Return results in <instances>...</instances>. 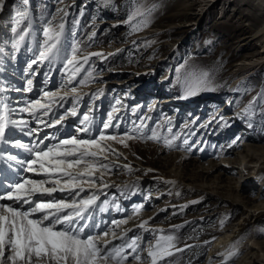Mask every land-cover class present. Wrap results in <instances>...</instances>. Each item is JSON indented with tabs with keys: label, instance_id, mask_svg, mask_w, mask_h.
<instances>
[{
	"label": "rangeland",
	"instance_id": "374dc122",
	"mask_svg": "<svg viewBox=\"0 0 264 264\" xmlns=\"http://www.w3.org/2000/svg\"><path fill=\"white\" fill-rule=\"evenodd\" d=\"M18 1L15 5L9 7L6 5V14L0 17V38L3 41L5 32L9 31L10 37L15 35L11 29L14 26L16 9L21 6V0ZM225 1L227 4L223 5ZM231 1H221L214 8L207 9L206 13L202 15L203 17L184 18V20L181 18L183 16L178 14L185 11L186 7H193L191 12L197 14L201 6L192 5L193 0H111V3H107L106 0H34L36 4L32 3L33 9H31L36 13V33L41 37V43L44 40L43 28L48 26L50 21L54 27L59 25L64 22L65 13H70V17L74 19L75 32L80 34L76 39H74L75 34L69 37V40L65 42V52L70 53L72 47L79 48L78 56L81 53L99 48H102L100 51L104 49L111 51L95 57L89 67V71L92 72L91 78L85 84L78 85V87L83 86L86 89H93L100 85L101 79H107L112 85V81H116L117 78L121 79L127 73L129 75L127 74L126 77H134L133 79H135L136 75L156 68V71H162L164 76L171 71L174 83H178L182 74L187 72H190V83H193L201 73H207V85L200 86L195 90V93L203 88H214V97H209L207 101L209 110L219 106L222 101L233 98L231 111L239 113L235 114V119H231L227 123V127L219 133L217 131L205 133L203 130V132L195 135L192 132L195 128L193 122L189 118V114L185 115L186 113L183 117H180L178 122H170L166 116L163 120H152L150 123L143 120L141 122L144 125L142 136L137 132L132 134L129 132L130 135L137 138L127 140L128 148L132 151V156L136 158L135 162H144V165H140V168L146 171L140 173V175L139 172L136 173L137 176L149 177L148 179L154 182L153 186H149L150 189L159 186L162 193L168 190L169 192L165 195H154L157 198L152 197L153 202H149L150 205L148 203L149 199L143 197L141 201L143 209L136 215L133 210L129 209L128 213L133 214L131 217L127 213V218L137 219L143 212L151 213V215L160 213V216L152 222V225L170 226L169 231H165L164 234L175 235L177 238L176 246L185 249L175 261L171 257L166 261H162L161 264H169V262L170 264H174V262L175 264H205L216 236L214 229L222 223L227 226L235 223L246 208H251L257 204L264 205V167L263 169L255 168L252 171L255 172L253 177H249L250 175H247L249 171L245 173L246 171L242 165H239L243 168L242 170L238 166L241 159L246 161H251L252 157L257 160L264 159V63H259L253 69V66L246 67L241 71L234 66L236 62L245 58L244 55L257 52L264 41V36L259 37L254 45L247 46L246 49L242 50L240 43L243 41L232 36V34H235L233 31L236 28V23L234 26H230V24L237 21L236 16L233 17L235 19L231 20V17L237 13L235 8L244 9V11H239L237 14H241L243 23H249L250 19L245 12L258 13L260 11L257 9L264 10V5H261L258 0H237L236 4L229 6ZM138 5L152 9L149 17L150 22L147 27H143L139 31H133V25H138L144 19V17L138 16L128 22L129 15ZM26 9L29 11V4ZM61 9L63 11H60ZM21 10L25 9L21 8ZM223 17L226 18L225 22L228 24L224 23ZM85 20L89 23L90 30L83 32L79 23L80 21L85 23ZM25 22L27 23V21ZM193 22L195 23L194 27L192 25L188 27L180 26L181 24L186 25ZM263 23L264 14L261 15L256 25L247 30V36H250ZM192 28L194 29L191 30ZM158 29L164 30L155 32ZM93 33H95L94 36ZM83 41L88 45L86 48H82L81 43ZM232 42L234 43L232 44ZM262 53L259 56L263 55V60L264 51ZM119 55H121L123 63L115 64L113 68H109L105 64V60L108 58ZM87 72L85 75H87ZM194 101H197V99ZM195 103L190 104L188 112L193 109ZM250 105V110L245 112V109L249 108ZM209 113H211V110ZM154 125L155 130L152 134L144 135V130ZM173 130L174 132H172ZM153 133L159 137L158 140L162 142L161 145L157 140L151 141V139H148ZM179 136L180 140H176ZM166 140L173 141L171 147L166 146ZM183 142H189L187 143L189 147L185 146ZM248 147L251 150H248ZM175 153H178L179 158L174 157ZM186 154L190 155L188 156L189 159L184 158ZM261 155L263 157L260 158ZM112 156L116 155L113 154ZM113 157L110 159L121 162ZM181 158L184 161L180 162L179 159ZM227 158L235 159V165H227L228 168H234L235 171L228 174L223 172L224 176L221 178H224V180H218L219 186L222 188L217 189L214 178L216 172L212 174L209 169V173H207L208 171L205 172L203 167L215 162H222ZM107 165L109 171L114 175L113 179L120 178L124 180L126 177H132L131 174H126L120 165H117L120 169L111 164ZM145 166H147V169ZM153 171H158L161 177L155 178V175H152ZM162 171L167 177L162 175ZM173 174L178 179L181 176L184 177L185 186L173 187V183H168L167 181H174ZM229 176L233 178L227 179ZM179 180L182 181V179ZM102 181L106 183V180ZM131 182L126 183L122 191L135 190L137 184L135 186L127 185ZM177 190L180 191L179 194L173 193ZM150 193H153V191ZM143 195L142 193L141 196ZM173 196L175 197L172 198ZM177 197L180 198L177 199ZM167 199L169 200L166 201ZM137 202L140 205V202ZM157 203L158 210L154 209ZM164 204L165 206L169 204L180 205L169 206V208L164 207L165 211L160 212V208ZM135 205L137 206V203ZM257 213H262L258 219L246 217L240 223L243 226L246 225V222H250L244 228L240 240L235 245L228 247L233 249L238 246L237 250L240 253L227 260L223 256H219L211 264H254L258 261L255 253L253 259L245 263L243 258L246 253L245 251L241 252L246 243L252 244L251 240L264 242V208H259L255 214L257 215ZM175 225H181L182 227L174 228ZM186 226H189V229L183 235L184 240L180 242L178 239L182 236L180 234ZM114 229L112 227L111 231ZM147 235L148 238L144 242L147 245L154 243V235L151 232ZM147 235H145V238ZM113 245H117V243ZM185 245H191L192 247L185 248ZM203 246H205V252L202 259L199 262H193L201 257ZM147 247L145 245L140 246L141 250ZM256 249H253V251ZM39 263L48 264L43 259Z\"/></svg>",
	"mask_w": 264,
	"mask_h": 264
},
{
	"label": "snow or ice",
	"instance_id": "6c2138e0",
	"mask_svg": "<svg viewBox=\"0 0 264 264\" xmlns=\"http://www.w3.org/2000/svg\"><path fill=\"white\" fill-rule=\"evenodd\" d=\"M106 2L111 3V0H106ZM28 4L29 0H21V6L15 12L14 26L11 31L15 34L12 48L16 52L20 50L27 39H32L35 42L32 16L26 9ZM4 7L5 0H0V11H3ZM21 8L25 10H21ZM151 11V8H144L142 5H138L132 11L128 17V22L138 16L144 17L138 25H133V31H139L148 26ZM25 21L27 24L22 27ZM42 32L44 40L39 45L37 59L32 60L28 68L31 70L32 65L38 61H47L50 64L63 61L65 69L71 66V70L68 71L67 79L61 87L67 86L69 91L59 96L58 93L46 91L43 93V97L48 99V103H42L39 99L34 100L20 108L19 111L28 113L37 124H43L48 128L61 125L67 116L82 117L79 120L80 127L76 131L89 133L94 119L89 114L91 109L81 113L77 110V105L81 99L78 93V85L85 84L91 78L92 72H87L86 77L80 80H77V76L84 69V65L88 63L91 56H102L103 54L93 52L78 57V47H72L70 53L65 52L63 45L65 24L63 22L54 27L50 21ZM94 35L95 33H93ZM29 51L32 49L29 48ZM207 76V73H201L197 76L194 82L189 84L188 95H194L196 89L202 85H207ZM27 84V91H32V80H28ZM57 98L65 102H67V98H71L73 104L72 107L65 109L64 115H61L59 119L49 123L42 117L47 116L52 111V104L57 101ZM116 103L120 104V101L118 100ZM250 107L251 105L245 109V112H248ZM17 111L18 109L11 107L5 99H0V144H11L15 148L24 149L31 153V158L18 160L17 156L10 153L7 154L6 158L19 165H25L27 172L42 174L47 179H24L22 182L9 184L6 194L0 195V201L12 202L0 203V264H4L5 260L9 264H33L34 260L40 261L42 259L48 264H69L70 260L72 264H107L109 260L116 261L117 264H127L129 257L136 262H141L146 258L149 260V264H161L162 261H166L185 250L176 246L177 238L175 235L164 234L165 229L148 228V220L137 225L138 228L151 232L155 237L154 243L149 244L144 250H141L139 243L142 237L136 235L121 245H112V240L124 239L132 229L125 230L121 237H117L113 231L112 240L105 239L108 237L109 231H103L100 236L90 234L93 230L100 228V224L94 222V216L91 214L93 206H97L99 196L94 191L83 197L81 193L86 192L85 185H87V190L91 191L96 180H103L102 172L97 175L99 169L110 170L108 165L103 163V161L108 160L109 152L122 155L107 143V141H117L118 137L106 134L107 129L119 127V124L114 125L112 123L113 113L118 112L119 109L113 108V112L108 114L107 122L103 123L102 129L95 137L83 139L71 135L69 138L58 140L56 144L46 145L44 140H48L50 137L45 135L43 139L38 137L39 142L32 146L21 140L12 141L8 138L12 129L20 128L23 130L29 125L28 120L11 118ZM143 127L144 125L141 124L132 131H136L142 136ZM38 131L40 129L28 127L27 135L33 136ZM136 138L129 132H125L124 137L119 138L118 142L127 147V140ZM148 138L159 139L155 133ZM51 139H56V136L53 135ZM165 144L171 147V141L166 140ZM4 158L5 153L0 151V159ZM37 165L38 167H36ZM124 167L131 171L130 165ZM81 168L82 170H80ZM167 182L175 183V181ZM48 184L52 186H46ZM102 186L108 187L109 185L103 184ZM57 191H67L73 199L70 202L65 200L55 202L51 200L47 202L33 201V196L36 193L50 196ZM108 204L109 201L104 200L102 206H99V210L101 212L106 211ZM23 205H28V208H23ZM142 207V205L138 206L134 211L138 214ZM127 223L128 220L126 219L111 221V225L115 227ZM173 227L180 228L182 226L175 225ZM157 233L159 235H156ZM109 245L112 246L109 247ZM190 247L192 246L185 245V248ZM143 251H146V257L142 255ZM237 254V252H229L225 260Z\"/></svg>",
	"mask_w": 264,
	"mask_h": 264
},
{
	"label": "bare ground",
	"instance_id": "6f19581e",
	"mask_svg": "<svg viewBox=\"0 0 264 264\" xmlns=\"http://www.w3.org/2000/svg\"><path fill=\"white\" fill-rule=\"evenodd\" d=\"M221 1H223V0H193V2H192V5H199V6H201V8L199 9V12L197 13V14H195V13H193V12H191V10H192V8H185V11H183L182 13H179L178 15H181V16H183V17H181V18H183V20H184V18L185 19H193V18H197V17H203L202 15H204L206 12V10L207 9H211V8H214L216 5H219L220 3H221ZM241 1V0H240ZM246 1V0H245ZM229 2V1H228ZM239 2V1H238ZM243 2V1H242ZM258 2L261 4V5H264V0H258ZM237 3V0H232L230 3H229V6L231 5V4H236ZM240 3V2H239ZM244 3H246V2H244ZM189 4H191V3H189ZM225 4H227V2L225 1V3L223 4V5H225ZM242 4V3H241ZM243 5V4H242ZM239 6V5H238ZM183 7V6H182ZM223 7V6H222ZM174 8V7H173ZM195 8V7H194ZM197 8V7H196ZM233 8V7H232ZM260 8V7H259ZM33 9V8H32ZM32 9H31V16H32V22H33V29H34V33H36V26H35V24H36V22H35V17H36V13L34 12V11H32ZM197 10V9H196ZM235 10H236V12L238 13L239 11H244V9H242V8H235ZM257 10H259L260 12H258V13H250V12H245V14H247L248 15V18L250 19V22L249 23H243L242 22V17L240 16V15H238L237 13V15L235 14L234 16H232L231 17V20H233V19H235V18H233V17H237V21L236 22H233L232 24H230V26H234V24H235V29H234V33L235 34H232V36H233V38L235 37H238V38H240V41H243V42H241L240 43V47H241V49L242 50H244V49H246L247 48V46L249 47V46H251V45H254V42L256 41V40H258V38L259 37H261V36H264V23L261 25V26H259V27H257L256 28V30H254V32L250 35V36H247V30H250L254 25H256V23L259 21V19H260V17H261V15L262 14H264V10H261V9H257ZM180 12V11H179ZM196 12V11H195ZM244 15V14H243ZM258 15H260V16H258ZM170 17V16H169ZM172 17V16H171ZM176 17V16H175ZM224 18V23H227V22H225L226 21V18L225 17H223ZM239 18V19H238ZM170 19V18H169ZM174 19V18H173ZM229 19V18H228ZM172 20V19H171ZM173 21V20H172ZM238 22V23H237ZM183 23H184V21H183ZM178 24V23H177ZM228 24V23H227ZM176 25V24H175ZM190 25H194L195 26V23L193 22V23H188V24H186V25H184V24H181L180 26H182V27H188V26H190ZM35 26V27H34ZM193 26V27H194ZM175 27V26H174ZM177 27V26H176ZM162 28V27H161ZM223 28V27H222ZM194 28H192L191 30H193ZM152 30H154V29H152ZM162 30H164V29H158L157 31H155V32H158V31H162ZM184 30V29H183ZM196 30V29H195ZM149 31H151V30H149ZM190 31V30H189ZM188 31V32H189ZM235 31H237V32H235ZM70 32V31H69ZM71 33V32H70ZM147 35V34H146ZM67 36H69V35H66V37L64 38V42H65V40H66V38H67ZM141 36H145V35H141ZM231 39V38H230ZM262 40V39H261ZM237 41V40H236ZM234 42H232V44H233ZM222 46V45H221ZM29 46L28 45H23V47L21 48V52H20V55H21V58L24 60V59H26V60H28V57L30 56V55H32V53H33V51H34V49H32V51H29ZM100 49H102V48H99V49H93V50H90V51H87V52H84L83 54H81L80 56H82V55H87V54H89V53H93L94 51H100ZM38 50V49H37ZM241 50V51H242ZM264 51V41H263V43H261V46H260V48H258L257 49V52H255V53H248V55H244V57L245 58H243V59H241L240 61H238V62H236L235 64H234V66H236V68L238 69V70H242V69H244V68H246V67H252V69L255 67L256 68V66L259 64V63H264V59L262 60V58H263V55L262 56H259V55H261V54H263L262 52ZM107 52H111L110 50H108V49H104L103 51L101 50V52H99V53H107ZM15 56V55H14ZM79 57V56H78ZM94 57H98V56H94ZM27 63H28V61H26ZM264 65V64H263ZM249 69V68H248ZM53 70V69H52ZM52 70H50V71H52ZM66 70H69V68L68 69H66ZM70 70H71V68H70ZM126 78H128V77H124V78H121L122 80V82L123 81H125L126 80ZM138 79V78H137ZM135 80V79H134ZM63 81H65V79L63 80ZM115 83H117V81L115 82ZM116 86V85H115ZM117 87V86H116ZM64 90H67V89H61V91L60 92H63ZM47 92H48V90H46ZM29 92H31V91H29ZM42 92L40 91L39 92V94H41ZM43 93H44V91H43ZM39 94L37 93V94H35V96H34V99H39V100H41V102L42 103H44L45 101H43L42 99H43V95L42 96H39ZM88 94V93H87ZM83 95V94H82ZM82 98H83V96H82ZM58 99V98H57ZM70 100H72L71 98L70 99H67V102H65V101H61V103H60V105H63V106H60V105H57L58 107H63V108H65L67 105H68V103H69V101ZM229 100H231L230 101V106H231V110H232V104H233V98H231V99H229ZM230 110V111H231ZM227 112H229V111H227ZM226 112V113H227ZM237 113H239V112H237ZM20 115H21V118L22 119H26V120H29V119H33L31 116H28V115H26L25 113H20L18 116H15V118H20ZM138 122V121H137ZM136 122V123H137ZM56 130L57 129H55V131H54V133L56 132ZM71 135H74V130L72 129V130H70L69 131V133H63L62 134V136H61V138L60 139H66V138H69V136H71ZM111 135H113V134H111ZM118 140H119V138H118ZM118 140L116 141L117 142V144H115L113 141H112V143H114V146L116 147V149L118 148L119 149V151L117 150V152L118 153H122V155H116V156H114L113 158H116L117 160H120L121 162H123V163H121V162H117V161H113V160H111L110 158L111 157H109L108 158V160H106V161H104L103 163H106V164H111L112 166H114V167H117L118 168V166L117 165H120L121 167H124L125 165H130L131 166V171H130V174H133L134 176L133 177H135V179H137V180H135V182H131V183H129V184H127V185H133V186H135L136 184H137V182H138V179H140V177H138L137 176V172H141V173H144V172H146L145 170H143L142 168H140V165H144V162H135V159L136 158H134L132 155H133V153H132V151L128 148V146L127 147H125V146H123V144H121V143H119L118 142ZM48 144H53V143H48ZM250 146V145H249ZM251 147V146H250ZM248 150H251V148H249L248 147ZM189 153V152H188ZM176 154V153H175ZM182 154V153H181ZM247 155V154H246ZM188 156H190L189 154H186L185 155V157L184 158H187V159H189V157ZM264 156V155H263ZM262 155L260 156V158L261 157H263ZM175 158L176 157H178V153L174 156ZM183 157V156H182ZM246 157V156H245ZM244 157V158H245ZM30 158H31V156H30ZM29 158V159H30ZM179 158V157H178ZM247 159V158H246ZM253 159V160H252ZM252 159H251V161H246L245 159H241V162L239 161V164H238V166L239 165H242V167L245 169V173H247V171H249L248 172V176L249 177H253V174L255 173V172H252L255 168H257V169H263V167H264V159H259V160H257L256 158H253L252 157ZM239 160V159H238ZM179 161L181 162V161H184L183 160V158H181V159H179ZM233 162V163H232ZM236 161H235V159H230V158H227V159H225V160H223L222 162H215L214 164H210V165H204V167H203V170L205 171V172H207L209 169L211 170V172H212V174H213V172H216V175L214 176V178H215V182H216V186H217V189L218 188H222V187H220L219 186V181L218 180H220V181H223L224 180V178H221V177H223L224 176V173L223 172H225V174L227 173H230V172H234L235 170H234V168H228V164H230V166H231V164H233V165H235L234 163H235ZM238 162V161H237ZM150 165H152V164H150ZM139 166V167H138ZM153 166V165H152ZM147 166H145V168H146ZM240 167V166H239ZM242 167H240L241 168V170L243 169ZM147 169V168H146ZM133 170H135L134 172H133ZM103 173V180L105 181L106 180V183H108V182H110L111 180H113V177H114V175H113V173L111 172V171H109V170H104V169H99L98 170V172H97V175H100V173ZM133 172V173H132ZM154 173L152 174V175H155V178H160L161 177V174L157 171V172H155V171H153ZM163 172V171H162ZM207 173H209V171L207 172ZM231 173V174H232ZM160 174V175H159ZM215 174V173H214ZM39 177H40V175L39 174H37ZM162 175H164L165 177H167V175L163 172V174ZM175 174H173L172 176L173 177H175L174 178V181H175V183L173 184V187H176V186H179V185H184L185 183V179H184V177H180L179 179H182V181L181 180H179L178 178H176V176H174ZM179 175V174H178ZM230 175V174H229ZM196 176V175H195ZM25 177L26 178H31V179H38L39 177H37L36 175H33L32 173H30V172H26L25 173ZM149 178V177H148ZM231 178H233V177H228L227 179H231ZM47 179V178H46ZM109 179V180H108ZM40 180V179H39ZM162 180V179H161ZM160 180V181H161ZM23 180H21V182H22ZM100 181V180H99ZM130 182V181H129ZM100 183H102V184H105V182L103 183V181H101ZM49 185H51V184H48V186ZM185 186V185H184ZM182 187V186H181ZM205 187V186H204ZM186 188V187H185ZM210 188V187H209ZM215 189V188H214ZM123 193H126V192H124V191H122ZM167 192H169V190L168 191H165V192H163L162 194H160V195H165ZM85 193H89V191H86ZM35 196L33 197V201H36V200H41V201H49V200H51L52 201V198L51 197H48V196H46V195H39V194H34ZM157 196V195H156ZM152 197H155V196H152ZM175 196H173L172 198H174ZM135 200H137V199H133L132 201H135ZM169 199H167L166 201H168ZM149 202H153V199H149L148 200V203ZM170 202V201H169ZM0 203H12L11 201H2V202H0ZM137 203V206H136V208L138 207V202L136 201L135 202V204ZM149 205H150V203H149ZM169 206L171 207V206H178L177 204H169V205H166L165 206V204H164V206H162L160 209H161V211L160 212H163V211H165L164 210V207H168L169 208ZM23 208H28V205H23ZM259 208H264V205L263 204H257V205H253L251 208H246L245 210H244V212L240 215V217H239V219H241V220H237L235 223H233V224H231V225H224L223 223L221 224V225H218L214 230H215V232H216V236H215V238H214V240H213V245H212V247L210 248V250H209V253H208V256H207V258H206V261H205V264H211L212 262H213V260H216L215 258H217V257H219V256H223L224 258L228 255V253L229 252H237V253H240V251L239 250H237L238 249V246H236L235 248H231V249H229L228 247L230 246V245H235L236 243H237V241L238 240H240V237L242 236V234H243V231H244V228L245 227H247L249 224H250V222L248 221V222H246V225H241L240 223L242 222V221H244V219L246 218V217H250V218H254L255 220L256 219H258L259 218V216L260 215H262V213H257V215L255 214V212L259 209ZM143 209V208H142ZM141 209V210H142ZM129 210V209H128ZM133 212H135L134 211V209H133ZM140 212V211H139ZM154 213V212H153ZM129 214V213H128ZM128 214H126V216H124L123 217V219L122 220H128V223L127 224H123L119 229V231L117 232V227H115V226H113L115 229L113 230L114 232H115V235L117 236V237H121L122 236V234H123V232L125 231V230H127V229H132V231H130V232H128L127 233V237H125L124 239H115V240H112V232L113 231H110V233H109V235H108V237H106L105 239H109V240H112V245L113 244H115V243H124L125 241H126V239L129 237V235L130 234H137V233H139V232H142L141 230H143V229H140V228H138L137 227V225H139L142 221H144V220H148V225H147V227L148 228H157V227H162V225H157V226H154V225H152L153 223V220L155 219V218H157V216H160L159 214L160 213H157V215L155 214H153V215H151V213H147V212H143L142 213V215H140V216H138L137 217V219H132V218H127V215ZM132 214L133 213H131V215L129 214V216H131L132 217ZM137 213L135 212V215H136ZM37 215H40V214H37ZM136 217V216H135ZM164 227H167V228H170V226H164ZM147 234H149V232H147L146 231V233H145V235H147ZM94 235H97V234H94ZM251 242H252V244L251 245H249V242L248 243H246V246H244L243 248H242V251L241 252H243V251H245V257L243 258V261H245V263H248L251 259H253V256H254V254L256 253V259L258 260L257 262H254V264H257V263H259V264H264V242H262V241H252L251 240ZM112 245H109V247L110 246H112ZM255 248H257L255 251H253V249H255ZM250 249V250H249ZM142 255L143 256H145L146 255V252L144 251V252H142ZM234 257V256H233ZM132 258L131 257H129V260H131ZM222 260V259H221ZM260 260V261H259ZM116 261H113V260H109L108 262H107V264H116L115 263ZM41 263V262H40ZM39 263V261H33V264H40ZM4 264H9V262L7 261V260H5L4 261ZM43 264V263H42ZM69 264H72V262H71V260L69 261ZM128 264H130L129 263V261H128ZM135 264H137V263H135ZM143 264H148L147 262L146 263H143Z\"/></svg>",
	"mask_w": 264,
	"mask_h": 264
},
{
	"label": "trees",
	"instance_id": "16d2710c",
	"mask_svg": "<svg viewBox=\"0 0 264 264\" xmlns=\"http://www.w3.org/2000/svg\"><path fill=\"white\" fill-rule=\"evenodd\" d=\"M13 2H15V0H9V4H12ZM86 23L88 24V22L86 21ZM85 45V44H84ZM120 53V52H119ZM105 63L107 64V66L109 67V68H113L114 66H115V64H118V63H123V60H122V57H121V55H119V56H117V57H110V58H108L107 60H105ZM126 73V72H125ZM124 73V74H125ZM158 73L159 74H162V71H160V70H158ZM128 74V73H127ZM188 229H189V226H186V228H184L183 230H182V233L180 234V235H182L179 239H178V241H183L184 240V234H185V232L186 231H188ZM206 246V245H205ZM205 246H203L201 249H202V253H201V257L200 258H197L196 260H194L193 262H199L201 259H202V256H203V254H204V252H205ZM181 254L180 253H177L176 254V256H174V257H172V259L175 261V259H177L179 256H180ZM174 264H175V262H174Z\"/></svg>",
	"mask_w": 264,
	"mask_h": 264
}]
</instances>
